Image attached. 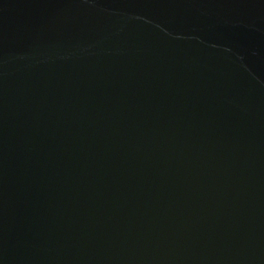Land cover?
Wrapping results in <instances>:
<instances>
[{
  "label": "water",
  "instance_id": "obj_1",
  "mask_svg": "<svg viewBox=\"0 0 264 264\" xmlns=\"http://www.w3.org/2000/svg\"><path fill=\"white\" fill-rule=\"evenodd\" d=\"M0 264H264V0H0Z\"/></svg>",
  "mask_w": 264,
  "mask_h": 264
}]
</instances>
